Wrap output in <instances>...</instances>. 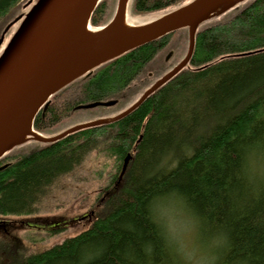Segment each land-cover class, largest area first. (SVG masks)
<instances>
[{"label":"trees","instance_id":"trees-1","mask_svg":"<svg viewBox=\"0 0 264 264\" xmlns=\"http://www.w3.org/2000/svg\"><path fill=\"white\" fill-rule=\"evenodd\" d=\"M27 1L0 0V30L34 3L23 9ZM181 1L132 0L130 14L159 13ZM15 5L16 13L9 15ZM116 7L115 1L100 0L90 25H106ZM22 20L7 30L0 52ZM208 20L197 28L188 64L130 114L55 142L40 141L32 151L9 150L0 158V166L7 163L0 170V216L33 213L55 180L95 149L111 157L116 169L84 230L39 253L18 257L5 251L0 264H173L153 209L169 197L221 238L215 264H264V180L249 176L244 162L246 147L254 141L264 150V0H252L225 21L208 25ZM175 32L68 83L36 114L33 130L44 136L74 115L77 105L91 101H116L113 107L119 109L112 115L131 106L185 57L188 31L187 45L171 68L155 76L138 97L126 92ZM127 154L131 158L119 179Z\"/></svg>","mask_w":264,"mask_h":264},{"label":"water","instance_id":"water-1","mask_svg":"<svg viewBox=\"0 0 264 264\" xmlns=\"http://www.w3.org/2000/svg\"><path fill=\"white\" fill-rule=\"evenodd\" d=\"M99 1H36L30 13L28 12L25 16L20 14L4 28L0 36V45L7 30L22 16L25 17L0 54V158L28 137L44 143L55 142L68 133L98 126L130 114L150 94L188 64L194 52L198 25L241 0L225 3L223 0H192L143 24L138 35L133 36L135 37L133 44L118 54L112 55V47L116 50L119 46L128 44V42H117V35L112 34L116 15L124 11L129 3V0H118L113 19L96 32V37L101 38L96 45V52L82 57L83 31ZM30 3L31 0L24 7ZM29 16H31V23L25 31L21 32L24 21ZM183 27L188 28V49L183 60L145 90L140 98L121 114L110 119H98L77 125L53 137L44 138L33 130V119L36 114L48 104L54 93L68 83L109 60ZM106 47L110 48V56L104 54ZM115 102L114 100L95 102L83 107L87 109L96 106L109 107ZM129 159L128 154L124 159L121 175Z\"/></svg>","mask_w":264,"mask_h":264},{"label":"rangeland","instance_id":"rangeland-1","mask_svg":"<svg viewBox=\"0 0 264 264\" xmlns=\"http://www.w3.org/2000/svg\"><path fill=\"white\" fill-rule=\"evenodd\" d=\"M31 1L35 3L41 0ZM107 1L110 2V0ZM112 1L117 3V0H111V3ZM131 1L132 0L128 3V12L130 11ZM187 1L190 0H182L180 3L183 4ZM251 1L252 0H241L224 12L217 13L210 17L206 23L211 25L225 21L246 7ZM28 9L26 8L23 13ZM30 12L31 10L29 13ZM148 15L149 14H147V17L146 15L134 16V18L143 20V25L155 19V17H150ZM14 27L9 30L6 36L15 30ZM4 28L1 29L2 31L0 30V34H2ZM186 35L184 30L175 32L170 42L167 44V47L160 52V55L157 57L158 59H154L151 65H147L138 78L131 83L126 92H135V96L138 97L139 93L145 90V87L155 76L162 75L164 69L171 68L175 61V57L178 56L187 45L185 43ZM169 53H171V57L166 62L165 57L167 58ZM149 70L152 72H148ZM116 109L118 110L119 107L110 106V108H107L105 106H98L89 111H76L74 115L63 120L51 132L43 137H53L72 126L97 119L108 111H110V115L112 116V114L117 111ZM39 145L40 141L28 137L23 143L12 148L11 151L14 154L22 153L26 150L32 151L39 147ZM105 154L103 150L97 149L89 152L78 167H75L71 173L60 177L54 183L48 195L41 199L39 204L36 205L33 213L20 216H0V243H4L5 245L8 244L22 255H28L47 249L60 243L65 238L84 230L89 224L88 220L76 222V224L71 222L68 225L64 224L63 220L69 221L79 216L82 217L84 213L88 212L90 205L97 198L99 191L110 184V176L116 173V169L114 160L111 157L108 158ZM153 209L155 218L161 224L171 250L187 243V237L191 232L193 223L195 222L198 224V222L193 215H189L184 204L173 197H169L157 201ZM25 223H31L30 225H32V227H27ZM62 227L66 228L59 230ZM209 233L211 232L200 226V240L191 241L192 245L195 248H199L200 241L205 239ZM222 243L221 238H219L214 251L215 259L212 261V264H215L217 254L221 246H223ZM1 250H3V248ZM170 254L172 263L176 264V259L172 251H170Z\"/></svg>","mask_w":264,"mask_h":264},{"label":"bare ground","instance_id":"bare-ground-1","mask_svg":"<svg viewBox=\"0 0 264 264\" xmlns=\"http://www.w3.org/2000/svg\"><path fill=\"white\" fill-rule=\"evenodd\" d=\"M29 1V0H28ZM27 1V2H28ZM130 1V0H129ZM227 1H230V2H236V1H238V0H223V2L225 3V2H227ZM26 2V3H27ZM25 3V4H26ZM118 3V2H117ZM24 4V5H25ZM31 4V3H30ZM29 4V5H30ZM34 4V3H33ZM33 4H32V6H33ZM184 4H186V3H184ZM28 6V5H27ZM26 6V7H27ZM32 6L30 5V9H28V12L31 10V8H32ZM97 6V5H96ZM181 5H178V6H175L174 8H171V9H169V10H165V11H162V12H159V13H155V14H151V15H148V16H150V17H155V19L156 18H158L159 16H161V15H163V14H165V13H168V12H170V11H172V10H175V9H177V8H179ZM17 5H15V6H13L12 8H11V10H10V12H9V15H11L12 13H16V9H17ZM23 8H25L24 6H23ZM96 8V7H95ZM117 8V7H116ZM128 8L129 7H126L125 8V10L124 11H122L121 13H118L117 15H116V17H115V20H114V23H113V29H112V34H115V35H117L116 37H117V39H118V41L117 42H120V43H124V42H128V44L126 45V46H119L116 50H114V48L115 47H112L111 48V54L112 55H114V54H118L120 51H123V50H125L127 47H130L132 44H133V42H134V40H135V37H133V36H137L138 35V32L140 31V29H141V27H142V23H143V20H140V19H137V18H134V16H132L129 12H128ZM95 10V9H94ZM93 10V11H94ZM27 12V13H28ZM93 13V12H92ZM22 15H23V13H21ZM20 15V14H19ZM18 15V16H19ZM92 15V14H91ZM115 15V14H114ZM17 17V16H16ZM15 17V18H16ZM23 17V16H22ZM114 17V16H113ZM147 17V16H146ZM14 18V19H15ZM25 18V17H24ZM23 18V19H24ZM90 18H91V16H90ZM90 18H89V20H88V22H87V26H86V28H85V30L83 31V38H84V40H83V47H82V51H83V56L82 57H84V56H86L87 54L88 55H90L92 52H96L95 50H96V45L97 44H99V42H100V40H101V38H99V37H96V32H98V31H100L102 28H104L107 24H109L110 23V21L106 24V25H104V26H101V27H93V26H91L90 25ZM13 19V20H14ZM113 19V18H112ZM111 19V20H112ZM12 20V21H13ZM154 20V19H153ZM23 21V20H22ZM11 22V21H10ZM9 22V23H10ZM25 23H24V25L22 26V28H21V32H23V31H25V29L28 27V25L31 23V16H29V17H27L26 18V20L24 21ZM22 23V22H21ZM200 25V24H199ZM198 25V26H199ZM99 28H101V29H99ZM198 28V27H197ZM19 29V28H18ZM180 30V29H179ZM181 30H184V31H188V28L187 27H183V28H181ZM177 31V30H176ZM197 31V30H196ZM133 32V33H132ZM175 32V31H174ZM173 33V32H172ZM133 37V38H132ZM129 38H132V39H130V40H128ZM9 43V42H8ZM8 43L6 44V45H8ZM5 45V46H6ZM5 46H4V48H5ZM4 48L2 49V51L4 50ZM2 51L0 52V54L2 53ZM104 54L106 55V56H110V48H108V47H106V48H104ZM170 54V55H169ZM168 55V57L166 58V59H168L170 56H171V53H169ZM144 93V92H143ZM142 93V94H143ZM103 100H97V101H91V102H89L88 104H91V103H95V102H102ZM85 105V104H84ZM83 104H79V105H77L76 106V110L74 111V112H76V111H80V110H88L87 108H85V107H83L84 106ZM87 105V104H86ZM96 107H98V106H96ZM96 107H94V108H96ZM89 109H93V108H89ZM127 109V108H126ZM125 109V110H126ZM124 111V110H123ZM123 111H121V112H119V113H117V114H115V115H112L111 117H107V118H105V117H99V118H97V119H94V120H98V119H110V118H113V117H115V116H117V115H119V114H121ZM107 114L109 115L110 114V111H108L107 112ZM121 119V118H120ZM118 120V119H117ZM91 121H93V120H91ZM114 121H116V120H114ZM88 122H90V121H88ZM110 122H112V121H108L107 123H110ZM84 123H86V122H84ZM107 123H104V124H107ZM83 124V123H82ZM78 125V124H77ZM80 125V124H79ZM101 125H103V124H101ZM99 126V125H98ZM72 127H75V126H72ZM72 127H70V128H72ZM70 128H68V129H66V130H64L63 132H65V131H67V130H69ZM83 129H86V128H83ZM79 130H82V129H79ZM79 130H77V131H79ZM77 131H74V132H72V133H75V132H77ZM63 132H61V133H58V134H56L55 136H57V135H60V134H62ZM72 133H68L67 135H65V136H63V137H61V138H59L58 140H60V139H62V138H64V137H66V136H68V135H70V134H72ZM41 135V134H40ZM128 155V154H127ZM126 155V156H127ZM130 155V154H129ZM130 158H131V155H130ZM125 159V158H124ZM130 160V159H129ZM129 162V161H128ZM123 164H124V162H123ZM128 164V163H127ZM6 165H7V163L5 162V163H3L1 166H0V170H2V169H4L5 167H6ZM123 166V165H122ZM127 166V165H126ZM121 173H120V175H119V179L121 178ZM60 178V177H59ZM59 178H57V180L59 179ZM57 180H55V182L57 181ZM54 182V183H55ZM54 183L51 185V187L54 185ZM50 187V188H51ZM50 188H49V190H50ZM49 190H48V192H49ZM102 202H103V199H101V190L99 191V194L97 195V198L92 202V204L90 205V208L88 209V212H90V213H88V212H86V213H84V215L81 217V216H79V217H77V218H73L72 220H67V221H64L63 220V223L64 224H66V225H68V224H70L71 222H73V223H75L76 224V222H81V221H83V220H90V218H91V216L94 214V211H93V208H96V207H98L99 205H101L102 204ZM64 228H66V227H62V228H60L59 230H61V229H64ZM164 234H165V232H164ZM76 235V234H75ZM74 236V235H73ZM71 237V236H70ZM3 248V250H1ZM50 248V247H49ZM48 249V248H47ZM44 250H46V249H44ZM44 250H42V251H44ZM5 251H6V253H13L14 255H16V256H27V255H22V254H20V253H18L16 250H14V248L12 249V248H8V247H5V246H3V245H1L0 244V257H3L5 254ZM42 251H39V252H42ZM39 252H36V253H39ZM32 254H35V253H32ZM28 255H31V254H28Z\"/></svg>","mask_w":264,"mask_h":264},{"label":"clouds","instance_id":"clouds-1","mask_svg":"<svg viewBox=\"0 0 264 264\" xmlns=\"http://www.w3.org/2000/svg\"><path fill=\"white\" fill-rule=\"evenodd\" d=\"M244 162L249 176L264 180V150L260 148L258 141L246 147ZM219 238L216 233H209L205 239L200 241L199 248H195L191 241L200 240V225L194 222L188 234L187 243L171 250L176 264H212Z\"/></svg>","mask_w":264,"mask_h":264},{"label":"flooded vegetation","instance_id":"flooded-vegetation-1","mask_svg":"<svg viewBox=\"0 0 264 264\" xmlns=\"http://www.w3.org/2000/svg\"><path fill=\"white\" fill-rule=\"evenodd\" d=\"M31 223H25V225L27 226V227H32V225H30Z\"/></svg>","mask_w":264,"mask_h":264}]
</instances>
